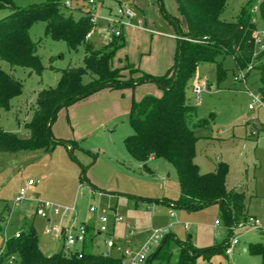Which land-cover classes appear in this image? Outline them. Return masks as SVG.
<instances>
[{
    "label": "rangeland",
    "instance_id": "374dc122",
    "mask_svg": "<svg viewBox=\"0 0 264 264\" xmlns=\"http://www.w3.org/2000/svg\"><path fill=\"white\" fill-rule=\"evenodd\" d=\"M47 1L13 0V3L25 8ZM94 2L99 21L91 37L95 47L113 40L105 18L119 6H128L135 16L123 19L121 40L124 44L116 50L113 64L123 66L127 60L134 68L153 76L164 75L174 63L178 30L185 29L175 0ZM260 4L264 9V0H226L220 18L233 21L243 7L254 9L261 36L264 21L258 16ZM79 7L91 8L88 0H71L72 9ZM10 12L9 7H0V19ZM78 14L74 11V15ZM170 16L178 18L179 27ZM29 33L43 65L40 74L22 66H12L0 57V67L23 85L22 93L12 99L10 108L1 110L0 123L6 131L21 138L29 136L25 123L32 118L38 92L56 86L67 67L82 66L86 53L84 45L70 49L65 41L47 35L41 21L35 22ZM222 62L227 69L225 80L218 81L213 63L201 62L186 86L188 101L196 106L197 119H208L206 126L194 127L198 137L195 161L202 172L212 170L217 161L226 162L229 168L226 187L244 190L248 196L249 215L260 224L236 227L232 236H238L239 243L231 254L219 253L210 260L199 256L196 264H261L260 256L249 254L248 245L262 240L260 232L264 230V102L263 106L249 109L253 99L245 83L235 78L239 70L234 69L233 59L226 56ZM258 62L257 59L253 61L254 64ZM122 73L126 81L140 76L134 69L126 68ZM195 75L208 83V89L200 94V101L193 89ZM88 80L87 75L84 81ZM247 86L258 94L256 75L247 80ZM161 93L162 88L156 82L119 89L103 88L57 112L51 125L52 135L57 140L69 141L74 146L72 149L57 142L48 152H0V244L4 236H13L33 226L42 252L52 254L61 249L64 239L60 234L46 233V227L66 226L71 222L98 225L101 215L109 218V234L103 232L98 236L96 252L106 249L103 241L109 236L124 247H135L152 241L155 231L160 232L159 241L172 235L162 252L149 264H174L180 242H187L189 236L197 248L218 246L229 238L231 231L222 221L219 204L212 203L196 211L166 204L165 199H176L180 194L176 168L160 156L144 162L136 160L126 148L125 139L133 132L129 121L132 102L147 94ZM253 130L258 132L256 136L251 134ZM29 180L35 181V185L29 186ZM22 190L25 191L24 199L15 204L14 199ZM40 203H49L61 211L42 217L36 212ZM64 209L68 211L67 216L62 214ZM115 215H120L123 221L113 222ZM128 221L134 229L133 235L129 234ZM157 247L154 243L152 253ZM113 254L117 255L115 251ZM7 260L8 257L4 260L7 264H21L18 257L11 263Z\"/></svg>",
    "mask_w": 264,
    "mask_h": 264
},
{
    "label": "trees",
    "instance_id": "16d2710c",
    "mask_svg": "<svg viewBox=\"0 0 264 264\" xmlns=\"http://www.w3.org/2000/svg\"><path fill=\"white\" fill-rule=\"evenodd\" d=\"M185 29L178 30L174 63L162 76H153L134 68L129 61L121 67L113 65L116 50L123 46L122 36L101 47H95L92 38H87L93 24L90 11L72 9L65 0H48L25 8L15 6L13 0H0V7H9L11 12L0 19V57L12 66H22L40 74L43 70L37 45L30 36V27L38 21L45 24V32L55 40H63L70 49L85 46L82 66H69L62 71L58 84L47 87L37 94L32 118L25 123L29 136L21 138L6 131L0 123V152L21 150L51 151L57 143L74 146L66 140H57L51 132V125L57 112L93 93L103 89H119L124 86L154 79L162 88L161 95L147 94L139 101H133L129 121L132 133L125 139L130 155L139 161L160 156L177 170L180 194L176 199L163 202L171 207L196 211L217 203L226 228L245 222L246 195L239 189H227L228 164L218 161L215 169L201 173L195 159V143L198 137L194 127L206 126L207 118L197 119L196 106L188 101L186 86L194 76L199 63L208 62L215 66L219 82L225 80L227 69L222 60L230 56L234 69H245L255 59L246 73L247 79L257 76L258 94L264 102V36L263 48H256L257 13L243 7L236 19L224 21L220 14L226 0H175ZM263 4V3H262ZM260 4L259 18L264 21V9ZM74 11L79 14L74 15ZM170 20L179 27L176 16ZM137 70L140 76L134 81L124 79V69ZM254 71V72H253ZM88 81H84L85 76ZM22 83L0 67V116L2 109H9L11 101L22 93ZM88 237L80 249H69L64 245L52 254H44L39 246L37 232L33 226L21 229L19 236H11L6 247V256L15 254L21 264H122L119 255H105L94 251L97 247L93 228L87 224ZM262 241L251 242L248 252L261 258L264 264V231ZM230 235V234H229ZM172 235H166L152 253L147 263L158 256ZM229 237V236H228ZM228 240V238L226 239ZM224 240L210 248H197L190 240L180 242V251L174 264H196L199 256L210 260L224 253ZM79 253L81 256H79ZM5 257L0 262L7 264Z\"/></svg>",
    "mask_w": 264,
    "mask_h": 264
},
{
    "label": "built area",
    "instance_id": "2783aa9c",
    "mask_svg": "<svg viewBox=\"0 0 264 264\" xmlns=\"http://www.w3.org/2000/svg\"><path fill=\"white\" fill-rule=\"evenodd\" d=\"M91 8L90 11V21L93 24L92 29L88 32L87 38H91L93 31L98 28V17L95 15V2L94 0H88ZM65 5L67 7H71V0H65ZM135 16L134 12L131 11V9L128 6H119L115 12L111 13L106 19L108 22V25L110 26L109 29V36H122V28L125 25L123 19H131ZM139 24H142L141 20H138ZM263 36L264 31H262L261 36L258 35V31L256 32V38L255 42L257 45H259V48H263ZM253 66V62L250 63L245 69H240L239 72L236 74V79L240 80L241 82L245 83L246 90L248 91L249 95L253 99V103L249 105V109H254L256 106H263V101L259 94H255L252 91L248 89L247 86V77L246 73L249 69H251ZM194 78V84L193 89L196 94L197 101L201 100L200 94L208 89V83L206 82V79H202L201 76H197ZM257 104V105H255ZM253 136H256L258 132L256 130H253L251 132ZM35 181L29 180L28 185H35ZM24 193L25 191L22 190L18 196L15 197L14 203L18 204L20 201L24 199ZM60 208L55 207L49 203H40L38 204V207L36 209V212L38 215L42 217H48L51 214H58L60 213ZM62 214L64 216L68 215L67 209H64L62 211ZM98 220L100 221L98 232L101 234L103 232H109V229L107 227L109 223V218L106 216H99ZM123 221V218L120 215L114 216V222H121ZM252 225L254 227L258 226L260 224V221L256 218H252L251 216L248 217V219L245 222H241L238 225L229 227V231H231V234L229 235L228 241L224 248V253L229 255L232 253L234 247L239 243L238 236H232L233 231L236 229V227H243L246 225ZM220 222L216 220V225H219ZM127 225L130 226V223L127 222ZM131 227V226H130ZM46 233H56L63 236L64 239V246L69 249H80L82 245L87 240L88 237V230L85 223H79L75 224L73 222L67 224L66 226H60V225H52L51 227L45 228ZM165 233V230L163 231ZM20 232L17 231L14 236H19ZM129 234H134V229L131 227L129 230ZM159 235L160 232L155 231V235L150 242H145L144 244L135 246V247H124L123 244H120L118 241H116L112 236H109L104 240V244L106 249L101 251L105 255H112L115 251L117 255L122 257V264H142L144 261H148L152 254V246L154 243L160 244L161 240L159 241ZM10 237L4 236V241L2 244H0V259L3 257H8L7 262L11 263L14 260H16L17 256L15 254H11L6 256V247L7 242ZM79 256L81 254L79 253Z\"/></svg>",
    "mask_w": 264,
    "mask_h": 264
},
{
    "label": "crops",
    "instance_id": "0c3cea01",
    "mask_svg": "<svg viewBox=\"0 0 264 264\" xmlns=\"http://www.w3.org/2000/svg\"><path fill=\"white\" fill-rule=\"evenodd\" d=\"M175 57V56H174ZM114 65V64H113ZM114 66H116V67H121L122 66V64L120 65V66H118V65H114ZM172 66V65H171ZM170 66V67H171ZM169 67V68H170ZM168 68V69H169ZM153 157H151L150 159H152ZM194 161H195V159H194ZM196 162V161H195ZM218 162V161H217ZM217 162H215L214 163V168L212 169V170H208V171H205V172H202V171H200L201 173H206V172H210V171H213L214 169H215V166H216V163ZM198 165V164H197ZM227 178V177H226ZM31 186H33V185H31ZM227 189H229V188H227ZM230 189H239V190H242L243 192H244V190L241 188V187H235V188H230ZM245 193V192H244ZM245 195H246V193H245ZM247 202H248V196L246 195V214L247 215H249V212H248V209H247ZM250 216V215H249ZM114 222V221H113ZM129 222V221H128ZM81 223H85V222H81ZM85 224H87L89 227H92L93 228V232L94 233H97V236H96V244H97V246H99V241H98V239H99V235H100V233L98 232V227H99V224L98 225H95V224H92V223H85ZM126 225H127V222H126ZM128 226V225H127ZM128 228H129V230H130V226H128ZM264 231V230H263ZM109 234V233H108ZM260 234H261V232H260ZM261 236H262V234H261ZM11 237V236H10ZM262 240H263V236H262V238H261ZM262 240H256V241H253V242H257V241H262ZM227 241L228 240H226V243H227ZM223 242V241H222ZM251 243V242H250ZM103 244H104V241H103ZM64 245V244H63ZM104 246H105V244H104ZM103 251V250H102ZM99 252H101V251H99ZM233 252V251H232ZM227 255V254H226ZM214 257V256H213ZM212 259V258H211Z\"/></svg>",
    "mask_w": 264,
    "mask_h": 264
},
{
    "label": "water",
    "instance_id": "95a60500",
    "mask_svg": "<svg viewBox=\"0 0 264 264\" xmlns=\"http://www.w3.org/2000/svg\"><path fill=\"white\" fill-rule=\"evenodd\" d=\"M148 82H155L154 79L148 80ZM190 239V236L188 237V240Z\"/></svg>",
    "mask_w": 264,
    "mask_h": 264
}]
</instances>
